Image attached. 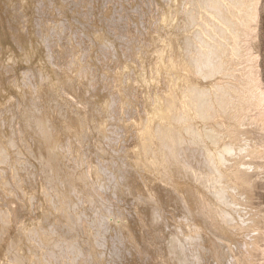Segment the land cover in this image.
Returning <instances> with one entry per match:
<instances>
[{
    "label": "bare ground",
    "instance_id": "1",
    "mask_svg": "<svg viewBox=\"0 0 264 264\" xmlns=\"http://www.w3.org/2000/svg\"><path fill=\"white\" fill-rule=\"evenodd\" d=\"M258 2L0 0V264H240Z\"/></svg>",
    "mask_w": 264,
    "mask_h": 264
},
{
    "label": "rangeland",
    "instance_id": "2",
    "mask_svg": "<svg viewBox=\"0 0 264 264\" xmlns=\"http://www.w3.org/2000/svg\"><path fill=\"white\" fill-rule=\"evenodd\" d=\"M126 6H128V2H126ZM150 8H152V5L148 4L143 11L144 12L146 11V13L148 12V14H149V11L151 10ZM132 13L133 12L130 11L129 8L128 9L126 8V10H122L119 13V15L121 14L120 18H122V23H124V22L126 23L128 18L132 16L131 15ZM148 14H145V15L148 16ZM20 20L23 21V19H20ZM143 21H144L143 24H147L148 22H150V19H145V20L143 19ZM257 21L259 22V23L258 22L256 23V26H258V27H255V30H257V32H256V35H257L256 39L257 40L254 41V44H256L255 52H256V54L258 53L257 54L258 55V61H257L258 74H259V78H260V81H261V86L264 87V0H259V2H258V6H257ZM20 25L23 26V24H20ZM6 26L8 28V31H10L9 28H12V24L7 22ZM131 30L132 31H138V30H134V26L131 28ZM24 31H26L25 28H24ZM140 31H144V29H142L140 27ZM259 68H260V70H259ZM7 76H6L7 78H10L12 76V73L11 74L7 73ZM256 121H253V123L249 125V127H251V125H252L251 128H249L248 126L244 128V130L245 129L247 130L249 135L246 134L247 136H243V137H247V141H248L247 143H249L250 146H254V145L258 144L257 146L258 147L262 146L261 148L264 150V146L262 145V144H264V139H263L264 138V136H263L264 135V133H263L264 132V124L261 125V123H259L258 121L256 122ZM255 125H256V127H255ZM250 129H251V131H250L251 133L248 131ZM258 130L261 131V132H259ZM249 136H251V137H249ZM259 140H260V142H259ZM253 155L255 157L251 156L252 158L249 157V158H247L248 161H247V159L245 161H247V162L250 161L253 166H258V169L256 167H254V169H251V170L247 171L248 174L246 173V177L243 180L244 183L240 182V185H241L240 188H241L242 194L241 195L236 194L234 196V198H236L235 200H237V202L242 204V206H241L242 208L245 207L244 209L246 210V212L247 211L249 212L248 216L252 217L251 221H252V226L254 227V228L252 227V229H256L257 226L258 227L261 226L262 228L260 227V228H257L255 231L250 232V236L252 237V241L255 242V243H253L252 245L248 246V250L249 251H246L245 249L244 250L241 249L237 253L234 252L236 257L241 259V260L239 259L240 260V264H261V263L264 264V258H263L264 257V253H259V252H261L262 248L264 249V244H263L264 243V230H263V228H264V221H263L264 220V174H263L264 173V166H263L264 165V162H263L264 160L263 159L264 158L260 159L261 156L264 157V154H261V155L260 154H253ZM254 158H256V159H254ZM258 158L260 159V161H259ZM260 162H262L261 163L262 166L260 165ZM255 168H256V170H255ZM258 170H260V171H258ZM251 171H252V173H251ZM256 173L258 175L255 176ZM253 176H255L256 178L253 177ZM244 188H246L248 191H246V189L242 190ZM242 196H244V197H242ZM20 211H21L19 213L20 218H21L20 220H23L22 217L26 216L27 213H26V211L25 212L22 211V208L20 209ZM259 218H260V220H259ZM259 222H260V224H258ZM260 236H261V238H258ZM261 244H262V248H261ZM258 247L260 248V250H259ZM263 251L264 250H262V252ZM245 260H246V262H245Z\"/></svg>",
    "mask_w": 264,
    "mask_h": 264
}]
</instances>
